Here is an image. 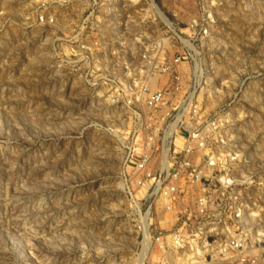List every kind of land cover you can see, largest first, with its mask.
I'll return each mask as SVG.
<instances>
[{"label":"rangeland","instance_id":"rangeland-1","mask_svg":"<svg viewBox=\"0 0 264 264\" xmlns=\"http://www.w3.org/2000/svg\"><path fill=\"white\" fill-rule=\"evenodd\" d=\"M95 1L126 4L0 0V264H264V0H152L159 14L134 16L159 23L152 44L220 122L197 186L160 187L136 186L145 138L74 43ZM168 190L180 210L162 211ZM180 229L178 249L158 245Z\"/></svg>","mask_w":264,"mask_h":264},{"label":"built area","instance_id":"built-area-1","mask_svg":"<svg viewBox=\"0 0 264 264\" xmlns=\"http://www.w3.org/2000/svg\"><path fill=\"white\" fill-rule=\"evenodd\" d=\"M124 1L126 4L110 1L100 6L95 1L83 10L86 17L74 43H82V49L91 59H100L99 68L92 72L96 78L89 85L98 87L106 102L124 110L128 125L137 128L145 138L142 162L133 168L137 173L136 186L160 187L166 182L177 186L182 179L186 180L187 186H197L196 178L207 173L208 166L213 168L215 165L210 163L205 165L206 170H198L196 166L201 163L194 159L209 157L210 144L221 142L220 122L198 117L195 92L191 93L183 73L177 71L181 59L169 57L165 47L152 44L161 36L158 34L159 23L153 19L148 21L149 27L157 31L149 34L145 32L146 20L134 19L138 15L159 14L154 2ZM127 15L131 16L126 18ZM39 21L45 23L47 20L40 16ZM166 26L168 33L171 27ZM136 44L144 49H136ZM214 154L222 157L218 152ZM166 192L160 193L162 211L172 212L174 207L180 210L182 204L179 201L176 205H168L174 193ZM183 235L180 229L173 235L160 237L157 243L176 250L177 241H181Z\"/></svg>","mask_w":264,"mask_h":264}]
</instances>
